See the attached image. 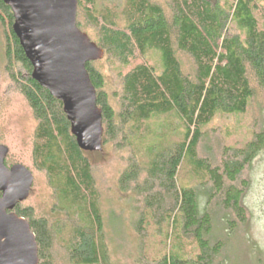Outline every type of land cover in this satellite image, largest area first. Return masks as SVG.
Here are the masks:
<instances>
[{"label": "trees", "instance_id": "obj_1", "mask_svg": "<svg viewBox=\"0 0 264 264\" xmlns=\"http://www.w3.org/2000/svg\"><path fill=\"white\" fill-rule=\"evenodd\" d=\"M91 1L86 0L90 6ZM261 1L169 0L166 11L152 0H126L124 28L115 16L96 15L83 0L78 2L79 29L84 32L79 20L84 13L100 35L98 41L90 40L105 54L123 61L137 52L145 56L154 50L160 55L159 70L142 62L125 74L119 113L104 91V76L93 62L86 64L102 110L103 148L112 143L131 150L130 165L120 184L122 190L138 197L137 231L145 235L143 225L154 223L167 246L156 261L141 260V264H225L227 245L222 234L227 229L226 234L234 233L246 222L239 180L264 148V130L256 131L244 149L226 154L220 166L200 158L199 146L205 128L217 115L245 114L258 90L264 94ZM0 20L10 33L5 53L8 72L37 121L33 167L46 175L55 199L50 215L40 216L23 202L13 212L29 222L38 244L39 264H58V244L72 264H112L92 153L79 148L62 102L32 79L33 67L13 32L14 15L4 0H0ZM178 52L192 60L191 72L183 70ZM16 65L28 73L26 78L15 75ZM166 116L175 117L182 126L180 141L169 142V125L149 126L153 118ZM0 145H4L1 139ZM8 155V168L22 164H9ZM184 162L204 178L203 183L208 182L203 194L196 187L179 185ZM215 202L226 213L221 220L226 230L218 227ZM192 244L194 254L187 251Z\"/></svg>", "mask_w": 264, "mask_h": 264}, {"label": "rangeland", "instance_id": "obj_2", "mask_svg": "<svg viewBox=\"0 0 264 264\" xmlns=\"http://www.w3.org/2000/svg\"><path fill=\"white\" fill-rule=\"evenodd\" d=\"M169 10V0H152ZM83 3L96 15L108 14L115 16L117 24L124 28V6L126 0H93L91 5ZM264 5V0L261 1ZM78 20V19H77ZM84 32L93 41L100 39L99 31L87 20L84 13L80 16ZM10 36L6 24L0 20V139L2 144L9 147V164L22 163L34 175V184L29 198L24 206H32L38 215L52 214L55 199L48 185L46 175L36 170L32 162V147L34 144L37 121L25 97L20 93L11 74L8 72L6 44ZM178 58L185 72L193 69L192 60L178 52ZM147 62L160 68V55L151 50L145 56L138 52L127 61L120 60L106 53L101 60L93 62L94 68L104 76V91L115 111L121 110V99L124 92V76L136 64ZM15 75L26 78L28 73L16 65ZM151 128L169 125L168 132L171 143L183 138L184 130L175 117L153 118L149 123ZM264 130V94L257 92L245 114H219L205 128L204 139L199 146V156L207 159L213 166H220L226 154L234 150L244 149L254 138L256 131ZM131 150L115 147L109 143L100 152L91 154L95 185L99 192L101 212L106 225L107 244L109 246L112 264H141V260L156 261L167 249L165 239L158 234L154 223H146V234H139L136 222L140 212L137 196L133 191H124L120 179L129 167ZM204 178L196 175L192 167L183 163L178 183L181 187H196L203 194ZM239 183L243 191V206L246 211V222L239 225L234 233H228V227L222 223L226 215L218 202L212 207L218 219V227L225 228L223 240L226 251L222 262L225 264H264V148L258 152L251 164L240 177ZM204 199V198H203ZM205 199L203 200L204 205ZM235 218V215H232ZM147 228V229H146ZM226 236V238H224ZM55 260L58 264H72L61 244L57 245ZM188 252H196L194 245L189 246ZM143 257V259H141Z\"/></svg>", "mask_w": 264, "mask_h": 264}, {"label": "water", "instance_id": "obj_3", "mask_svg": "<svg viewBox=\"0 0 264 264\" xmlns=\"http://www.w3.org/2000/svg\"><path fill=\"white\" fill-rule=\"evenodd\" d=\"M14 15L13 32L30 61L32 79L57 100L82 151L103 148V116L86 64L105 52L77 25L79 0H4ZM8 148L0 145V264H39L38 244L29 222L13 211L34 184L24 165L8 168Z\"/></svg>", "mask_w": 264, "mask_h": 264}]
</instances>
